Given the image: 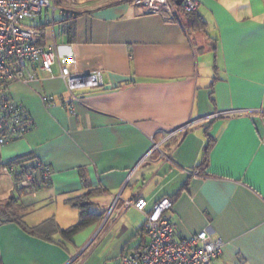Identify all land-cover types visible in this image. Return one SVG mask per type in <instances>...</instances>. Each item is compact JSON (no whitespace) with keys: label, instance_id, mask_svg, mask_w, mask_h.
I'll use <instances>...</instances> for the list:
<instances>
[{"label":"crops","instance_id":"1","mask_svg":"<svg viewBox=\"0 0 264 264\" xmlns=\"http://www.w3.org/2000/svg\"><path fill=\"white\" fill-rule=\"evenodd\" d=\"M199 2L206 27L191 32L135 0H85L70 17L26 23L103 84L76 91L73 113L57 65L9 85L33 128L1 150L19 173L0 170V202L13 198L19 221L0 220V264H120L149 239L127 205L139 197L148 212L174 199L166 214L180 234L223 239L213 264H264V0ZM23 171L38 185L21 187ZM80 200L90 222L66 238Z\"/></svg>","mask_w":264,"mask_h":264},{"label":"built area","instance_id":"2","mask_svg":"<svg viewBox=\"0 0 264 264\" xmlns=\"http://www.w3.org/2000/svg\"><path fill=\"white\" fill-rule=\"evenodd\" d=\"M85 0H0V170L10 175L18 174L12 164L1 158L4 145L26 136L33 128L29 113L23 105L14 101L9 94V85L13 82H29L35 79V67L42 72L53 75L54 67L60 70L71 100L65 104L70 113L74 112L73 101L75 92L82 89L98 87L103 84L101 70L91 73L73 71L78 56L74 53L62 54L55 45L45 46L39 43V29L25 23L26 19H40L49 13L50 21H55L56 13L64 18L73 15L68 6H74ZM136 4L145 7L151 14L162 11L172 17L183 13L197 11L199 0H181L180 4L173 0H135ZM181 6V9H178ZM46 103H54L52 96H43ZM236 111H227L213 116H223ZM44 180H50L46 171ZM38 185L31 174L20 182L24 188ZM145 216L144 232L148 235L147 242L136 251L127 253L120 264H213L223 253L224 240L213 239L207 230L189 236L179 233L166 212L171 209L173 200L159 202L151 211H147L148 201L139 197L129 201Z\"/></svg>","mask_w":264,"mask_h":264},{"label":"trees","instance_id":"3","mask_svg":"<svg viewBox=\"0 0 264 264\" xmlns=\"http://www.w3.org/2000/svg\"><path fill=\"white\" fill-rule=\"evenodd\" d=\"M174 2H176L177 0H173ZM178 9H181V6H178ZM181 18H183L186 22V29L188 32H191L194 29H205L206 27V22L203 20V18L201 17V15H199L197 13V11L192 12V13H185V12H181ZM211 143L212 141H210L209 144H207L205 146V155L200 163V165L198 166V168H200L201 170H204V168L207 166L208 163V151L211 147ZM21 160H19L20 162ZM17 164H22V161L20 163ZM24 167V166H22ZM18 169V167H17ZM24 169V168H23ZM19 173V172H18ZM27 173V172H26ZM24 171L21 172V177L22 180L26 177V174ZM174 200V199H173ZM81 203H76L77 206H80L81 209V220L78 224L74 225L73 227L67 229V230H63V234L66 238H70L73 235H75L77 232H79L80 230H82L90 221H89V217H90V213L86 207V205L84 203H82V200H80ZM0 220L2 221H19V217L16 214V207L13 203V198L4 201V202H0ZM144 230V229H143ZM143 246V245H142ZM140 246V247H142ZM131 252V251H129Z\"/></svg>","mask_w":264,"mask_h":264},{"label":"rangeland","instance_id":"4","mask_svg":"<svg viewBox=\"0 0 264 264\" xmlns=\"http://www.w3.org/2000/svg\"><path fill=\"white\" fill-rule=\"evenodd\" d=\"M57 16V19L59 18V14H57L56 15ZM52 16H50V18H51ZM25 23H27V24H34L33 22H32V20L31 19H26L25 20ZM58 27H59V25H57ZM56 26V28L58 29V27ZM53 27H49L48 29H49V31L52 29Z\"/></svg>","mask_w":264,"mask_h":264},{"label":"water","instance_id":"5","mask_svg":"<svg viewBox=\"0 0 264 264\" xmlns=\"http://www.w3.org/2000/svg\"><path fill=\"white\" fill-rule=\"evenodd\" d=\"M181 3V0H177V4H180Z\"/></svg>","mask_w":264,"mask_h":264},{"label":"bare ground","instance_id":"6","mask_svg":"<svg viewBox=\"0 0 264 264\" xmlns=\"http://www.w3.org/2000/svg\"><path fill=\"white\" fill-rule=\"evenodd\" d=\"M64 19V18H63Z\"/></svg>","mask_w":264,"mask_h":264}]
</instances>
